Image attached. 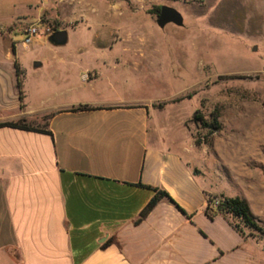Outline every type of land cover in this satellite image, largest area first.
Segmentation results:
<instances>
[{
    "label": "crops",
    "instance_id": "crops-1",
    "mask_svg": "<svg viewBox=\"0 0 264 264\" xmlns=\"http://www.w3.org/2000/svg\"><path fill=\"white\" fill-rule=\"evenodd\" d=\"M135 1L109 3L124 15ZM10 8L0 0V124L32 129L0 127V264H264V133L221 126L208 154L181 108L135 93L139 28L95 33L75 53L58 29L66 43L35 46L50 58L26 63ZM155 189L168 198L140 217ZM219 196L243 200L259 231L211 216Z\"/></svg>",
    "mask_w": 264,
    "mask_h": 264
},
{
    "label": "rangeland",
    "instance_id": "rangeland-1",
    "mask_svg": "<svg viewBox=\"0 0 264 264\" xmlns=\"http://www.w3.org/2000/svg\"><path fill=\"white\" fill-rule=\"evenodd\" d=\"M77 1L2 0L13 3L14 9L9 11L15 28L8 39L21 61L50 58L47 51L35 46L51 44V35H39L28 46L22 45L23 31L32 24H38L41 32L46 28L68 31V42L60 50L72 53L96 42L95 33L103 37L110 29L139 28L146 45L142 59L146 73L139 84L134 83L136 94L167 101L163 102L167 108H181L179 116L186 119L184 125L191 136L208 141V154L213 136L193 123L196 113L210 121L217 112L225 134L264 133V0H136L124 4L128 7L124 15L111 8L110 0H83L85 12L73 18L72 6ZM160 6L178 11L183 27H157V16L149 12ZM115 53L97 51L91 57L111 59ZM125 58L130 57L125 54ZM176 99L181 100L173 103Z\"/></svg>",
    "mask_w": 264,
    "mask_h": 264
},
{
    "label": "trees",
    "instance_id": "trees-1",
    "mask_svg": "<svg viewBox=\"0 0 264 264\" xmlns=\"http://www.w3.org/2000/svg\"><path fill=\"white\" fill-rule=\"evenodd\" d=\"M159 8L155 7L153 10H151L150 14H155L156 16L159 14ZM55 33V31H54ZM19 87V84H18ZM181 99H176L172 101L173 103L179 102ZM163 106V104L159 105V107ZM82 109H86V107H83ZM219 114L217 112L211 114V120L207 121L203 117L202 114L196 113L192 121L196 125L200 126L202 129L207 131V135L211 136L221 129V125L218 121ZM2 126H8L13 127L17 129L22 130H31L32 128L27 125L24 121H19L16 123H7V124H0V127ZM155 194L153 198L150 200L146 208L142 211L140 217H143L148 211H150L161 199L168 198L166 193L160 191V190H154ZM213 199H219V204L211 209L210 215L213 216L215 214H219L226 217H231L233 219L237 220L236 228L240 230L241 228H246L254 231H259V227L254 222L252 216L250 215V211L248 209L247 204L239 199V198H226L223 196L219 197H212L209 199L208 203H211V200Z\"/></svg>",
    "mask_w": 264,
    "mask_h": 264
},
{
    "label": "water",
    "instance_id": "water-1",
    "mask_svg": "<svg viewBox=\"0 0 264 264\" xmlns=\"http://www.w3.org/2000/svg\"><path fill=\"white\" fill-rule=\"evenodd\" d=\"M168 24H172L176 27H183L182 15L171 7L160 6L159 14L156 17V25L162 29ZM66 40V33L64 31L56 32L50 37V43L56 46L64 45Z\"/></svg>",
    "mask_w": 264,
    "mask_h": 264
},
{
    "label": "built area",
    "instance_id": "built-area-1",
    "mask_svg": "<svg viewBox=\"0 0 264 264\" xmlns=\"http://www.w3.org/2000/svg\"><path fill=\"white\" fill-rule=\"evenodd\" d=\"M38 24H32V25H29L23 32H24V39L22 41V45L24 47L28 46L32 39L39 36V35H51L53 32H50L49 29H44L43 32H41L39 29H38ZM89 78L88 74H84L82 77H81V80L82 81H87ZM211 207L212 208H215L218 204H219V199H213L211 200Z\"/></svg>",
    "mask_w": 264,
    "mask_h": 264
}]
</instances>
